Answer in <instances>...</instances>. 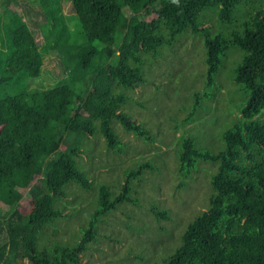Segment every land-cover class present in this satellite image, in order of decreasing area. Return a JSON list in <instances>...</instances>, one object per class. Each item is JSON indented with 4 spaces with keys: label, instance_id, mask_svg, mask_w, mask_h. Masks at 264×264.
<instances>
[{
    "label": "trees",
    "instance_id": "16d2710c",
    "mask_svg": "<svg viewBox=\"0 0 264 264\" xmlns=\"http://www.w3.org/2000/svg\"><path fill=\"white\" fill-rule=\"evenodd\" d=\"M26 1L27 8L0 0V264H82L104 217L124 203H140L148 174L161 173L154 164L161 155L132 157L121 182L94 186L91 170L106 164H93L96 140L103 139L107 156L117 157L129 148L120 128L144 143L157 142L135 115L137 107L152 105L135 91L157 84L166 95H154L158 105L177 89L155 80L177 72L175 60L166 59L174 49L180 53L185 34L203 44L206 78L170 128L182 129L219 104L216 76L233 48L241 56L233 54L240 59L232 81L247 98L216 151L191 136L177 138L178 173L190 174L202 162L217 168L208 206L162 264H264V0H66L68 14L61 0ZM12 2L29 9V19ZM34 6L43 15L39 22L31 17ZM50 50L56 51L53 79L33 86L49 73L44 58ZM82 192H92L85 221L70 239H59L61 223L69 229L78 213L81 220L84 208L76 203L85 199ZM27 196L29 207L21 210ZM153 204L147 210L157 225L170 220L169 210Z\"/></svg>",
    "mask_w": 264,
    "mask_h": 264
},
{
    "label": "rangeland",
    "instance_id": "374dc122",
    "mask_svg": "<svg viewBox=\"0 0 264 264\" xmlns=\"http://www.w3.org/2000/svg\"><path fill=\"white\" fill-rule=\"evenodd\" d=\"M19 1L27 8L28 3L26 0ZM61 1L64 12L66 14L71 12L69 2L66 0ZM11 7L19 14L24 15L25 19H29L25 14L29 9H23L20 4L17 6L16 2H12ZM34 7L35 12L31 17L35 22H39L43 19V15L38 14L40 9L37 6ZM148 18H151V16ZM207 24L211 25V22ZM30 26L36 27L32 23H30ZM184 37L186 39L179 48L180 53L174 49L172 50L174 54L168 52L169 56L166 59L167 63L172 62L173 59L175 60L174 64L176 66L174 68L177 71L174 72L175 75L169 72L168 78L155 80L156 83L166 84L165 88L167 89L172 86L177 88L168 91L169 98L163 99L158 105H154L152 99L154 95L160 97L162 94L166 96L156 88L157 84L139 86L135 91L137 96H142V100L148 101L145 103L146 107L152 105L150 110L137 107L135 115L137 120L141 119L146 127L154 133L157 142L144 143L132 134H123L124 132L120 128V134L123 136V140L129 144V148L126 155L117 157V155L107 156L103 139L96 140L98 151L92 160L93 164L106 163V166L100 165L99 168L91 170L90 177L94 179V186L102 181L121 182L123 180L121 172L131 165L132 157L147 159L152 154H160L161 158H156L157 161L154 164L159 166V169L161 168V173L148 174L147 180L142 186L141 195L144 198L140 199V203H124L104 217V221L99 224L100 236L98 241L92 243L91 248L82 256V264H162L163 259L173 253L177 245L181 243V236L187 225L209 204V197L212 192L211 176L217 165L202 162L199 164V168L192 171V173L182 175L177 171L178 160L177 151L174 150L175 144L177 138L184 134L193 137L197 144L203 148L206 147L213 151L219 149L221 144L219 141L222 142L221 136L224 129L232 125L234 120L240 116V109L247 98L243 91L237 90L239 85L232 81L233 69L240 59L239 54L241 56V51L239 53L235 52L237 49H231L230 55L232 54V56H228L224 60L223 69L216 76L217 80L222 83L221 94L218 96L219 100L217 99L219 104L215 108L213 107L210 113L199 114L198 119L186 124L182 129L173 130L170 127L175 124L174 117L181 120L187 113L185 110L180 111L179 108L184 106L183 102L185 105L191 103L193 92L203 88L200 84L202 81L205 82L206 78L205 51L201 40L198 38L193 39L188 34H185ZM38 39L41 40L40 35H38ZM234 53H239L236 58L233 57ZM55 56L56 51L50 50L47 52L44 58V68H47L49 73L44 72L41 78L33 79V86L38 87L41 83L47 84L52 81L53 73L57 70ZM229 76L231 79H229ZM157 127L161 130L160 134L157 133ZM145 147L149 150L140 153ZM84 160H86V157H84ZM37 177H39V174L34 175L33 181ZM180 182L182 186L179 187ZM91 195L92 192L90 194L88 192L81 193V196L85 199L76 203L77 210H80L81 207L84 208L81 220H77V218H80V213H78L75 215L76 219H70L71 227L69 229L65 227L64 223H61L60 231L57 234L59 239H70L71 233L79 232L80 224L85 221L88 210L91 208V206L89 207ZM151 197L153 198L149 201ZM29 198L30 196H27L22 199L21 210L28 209ZM71 199H73V196L69 197V200ZM152 203H155L153 204L154 207L169 210L170 220L162 221L157 225L156 218L152 217L147 210V207L151 206ZM67 205L70 206V203ZM91 211L93 209H90L89 212ZM128 224L137 225L136 229L134 227L129 228ZM154 229H156L157 234ZM3 242L4 237H1L0 243ZM25 263L30 264L28 260Z\"/></svg>",
    "mask_w": 264,
    "mask_h": 264
}]
</instances>
